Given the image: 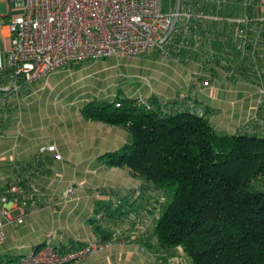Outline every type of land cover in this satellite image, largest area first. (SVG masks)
<instances>
[{
    "label": "trees",
    "instance_id": "obj_1",
    "mask_svg": "<svg viewBox=\"0 0 264 264\" xmlns=\"http://www.w3.org/2000/svg\"><path fill=\"white\" fill-rule=\"evenodd\" d=\"M248 20L225 25L222 42L231 45L230 58L217 60L221 77L248 79L258 88L245 124L218 132L212 124L217 110L188 89L170 101L144 96L146 105L138 102L139 94H117L81 109L87 119L124 127L130 135L99 159L106 167L128 169L139 188L104 205L105 216L127 221L136 209L152 213L160 246L180 248L190 264H264V20ZM208 24L183 26L176 42L191 35L202 44ZM109 237L101 233L100 241L113 242ZM19 256L0 264H17Z\"/></svg>",
    "mask_w": 264,
    "mask_h": 264
},
{
    "label": "crops",
    "instance_id": "obj_2",
    "mask_svg": "<svg viewBox=\"0 0 264 264\" xmlns=\"http://www.w3.org/2000/svg\"><path fill=\"white\" fill-rule=\"evenodd\" d=\"M177 1L161 0L162 11L171 12ZM181 2L189 3L193 10H200L204 9L207 0H181ZM197 2H199V7L195 6ZM11 7V0H0V81L4 84L9 82L7 54L10 41L7 24L12 16ZM244 12L248 17L264 20V0H252L250 8H246ZM235 14L239 15L240 12L237 11ZM222 25L220 22L210 21L207 28L204 29L205 37L202 44H195L191 35L189 36L190 39L184 45L185 48L182 50L179 60L175 59L177 62L172 61L170 64L171 68L179 69L178 79L172 84L170 96L153 95L170 101L179 91L188 89L195 92L199 100L214 107L217 113L221 114H224L222 109L228 101H241L240 108L243 104L248 106L250 102L257 103L259 91L250 80L234 82L229 78L221 77V73H219L221 66L217 60L228 61L230 56L226 52L231 49L230 44L222 42V34H227L225 30L227 28ZM230 32L232 33V30ZM232 64L234 65L233 62ZM211 71L217 75L209 76L208 73ZM207 78L215 79L218 97H216V93L215 98L209 97V88L203 86V81ZM28 96L29 94L19 105L15 95L0 92V98L4 97V100L0 101V191L14 181H19L26 187L23 196L26 205L12 207L10 210L11 217H20V222L15 227L12 225L4 227L7 240L0 245L1 263H4L10 255L29 254L41 243L58 248L76 247L103 239L101 233L107 232L109 238H113L111 246L86 257L77 264H190L189 259L180 248L164 250L160 246L153 233L154 217L152 213L143 210V208L136 209L130 213L127 221L105 216L102 208L104 205L125 195L132 187L128 186L129 184L135 185V188L140 184L138 179L130 175L128 169L119 168L123 171L126 170L127 184L110 181L106 176L101 177L100 174L95 175L96 172L99 173L100 169L106 167L100 161V155L104 151L121 146L120 142L113 147L103 148L104 150L93 148L94 150L91 151L92 148H90L86 153L79 151L80 147H84L83 145L75 146L68 152L71 157L66 155L65 161L62 157L63 164L55 166L51 160L53 153L33 155L29 140H14L16 129L12 127L14 123H8V118L11 119L15 115V118L19 117L18 115L24 112L27 115L30 114L28 109L31 107L32 101L27 102ZM238 102L235 108H239ZM250 110L251 108L248 107L244 120L241 123L233 124V127L245 124L249 119ZM12 112L14 114L10 116L9 113ZM96 125L98 124L94 126ZM96 128L99 130L98 127ZM51 144H55L59 154V141L56 140L49 145ZM40 160L41 162H39ZM64 164L68 165V168L60 171L59 169H62ZM78 165L79 167H77ZM76 170L83 171V173L76 175ZM92 173L95 178L91 176ZM30 183L36 185L37 191H31L28 188ZM68 185H76L78 194L74 201L66 203L61 198V193ZM52 194L55 197H52ZM134 199L135 195H132L128 201ZM48 233L51 235L47 236Z\"/></svg>",
    "mask_w": 264,
    "mask_h": 264
},
{
    "label": "built area",
    "instance_id": "obj_3",
    "mask_svg": "<svg viewBox=\"0 0 264 264\" xmlns=\"http://www.w3.org/2000/svg\"><path fill=\"white\" fill-rule=\"evenodd\" d=\"M12 16L7 27L10 47L7 54L9 82L0 85V92L18 97L20 89L39 81L72 63L95 61L109 55L135 56L150 49L178 55L184 43L176 42L183 26L207 21L233 20L216 13L191 9L189 3L178 0L174 9L165 13L161 0H11ZM199 7V2L195 4ZM235 24H244L239 20ZM182 27V28H181ZM184 36V35H183ZM215 79H205L203 86L215 95ZM181 96H184L181 94ZM18 99V98H17ZM4 97L0 98L3 101ZM138 102L148 100L138 96ZM57 153L55 144L40 146L39 154ZM28 188L37 191L30 183ZM26 187L19 181L10 182L0 191V245L7 236L6 225L16 226L20 217L10 215L12 207L25 206ZM76 185L67 186L61 193L64 202L77 198ZM52 197H55L52 194ZM48 233L47 236H50ZM110 241H94L76 247L57 249L43 245L29 254L21 255L17 264L81 263L86 257L111 246Z\"/></svg>",
    "mask_w": 264,
    "mask_h": 264
},
{
    "label": "rangeland",
    "instance_id": "obj_4",
    "mask_svg": "<svg viewBox=\"0 0 264 264\" xmlns=\"http://www.w3.org/2000/svg\"><path fill=\"white\" fill-rule=\"evenodd\" d=\"M251 2L252 0H207L204 9L201 10L205 13L213 11L219 16L232 18L233 20L219 21L225 27L226 24L235 23L234 19L237 21L246 20L248 15H245L244 10L250 8ZM237 11L240 12L239 15L235 14ZM187 42V39L185 43L183 41L185 45ZM180 57L181 55L172 53L171 47L166 52L150 49L135 56L109 55L95 61L72 63L39 81L28 83L20 89L16 98L20 105V102L24 101L29 94L27 102L32 101L31 107L28 109L30 114L27 115L24 112L15 118L16 115L12 116L13 112L9 113L12 117L8 118V123H14L12 127L16 129L14 140H29L33 155H39L40 146H48L58 140L59 154L62 156L60 155L61 158L57 160L54 155L52 156L51 160L55 166H57L56 164L62 165L63 160H66V155L69 156L68 152L75 146L83 145L84 147H80L79 151L86 153L90 148H92L91 151L107 149L118 142L123 145L130 140L126 128L115 125L107 126L100 122L91 123V120L82 114L81 109L95 100L113 101L117 94L132 96L142 93L146 94V97L153 94L170 96L172 84L177 81L179 75V69L171 68L170 64L172 61L176 63ZM215 93L217 95V89ZM237 102L228 101L222 109L224 114L217 113L213 116L212 124L218 132L233 130V124L241 123L244 120L248 107L251 108L248 118L252 117L255 102H250L248 106L243 104L240 108L241 101H239V108H235ZM31 115L33 117L30 118ZM94 123L99 126H94ZM66 167L68 168V165L64 164L63 168L59 170L67 169ZM125 171L117 167H104L95 175L100 174L101 177L106 176L110 181L127 184L128 175ZM79 173H83V171L76 170V175ZM91 176H94V173ZM128 186H132L131 189L137 193L136 189L139 186L136 188L135 185L129 184Z\"/></svg>",
    "mask_w": 264,
    "mask_h": 264
}]
</instances>
